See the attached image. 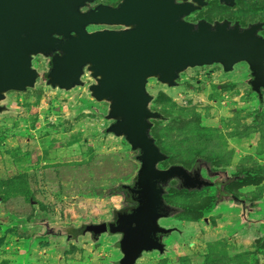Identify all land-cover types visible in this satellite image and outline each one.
Listing matches in <instances>:
<instances>
[{
    "label": "rangeland",
    "instance_id": "obj_1",
    "mask_svg": "<svg viewBox=\"0 0 264 264\" xmlns=\"http://www.w3.org/2000/svg\"><path fill=\"white\" fill-rule=\"evenodd\" d=\"M261 9L264 0H244L230 15L253 21L264 17ZM202 13L225 15L213 8ZM33 64L42 74L50 67L40 55ZM207 70L211 76L187 73L171 89L149 84L150 107L165 117L151 131L169 154L159 167L207 166L213 183L177 194L179 181L169 182L165 200L174 212L160 220L172 229L163 238L166 249L137 264H264V98L248 85L244 63L230 74L217 65ZM83 79L65 91L39 78L1 103L0 264H119L118 236L81 230L133 206L125 188L110 192L134 182L138 151L107 132L109 103L91 95L89 73ZM248 173L261 181L237 182ZM208 202L212 207L195 211ZM44 225L56 233L35 236Z\"/></svg>",
    "mask_w": 264,
    "mask_h": 264
},
{
    "label": "water",
    "instance_id": "obj_2",
    "mask_svg": "<svg viewBox=\"0 0 264 264\" xmlns=\"http://www.w3.org/2000/svg\"><path fill=\"white\" fill-rule=\"evenodd\" d=\"M86 1L0 0V113L8 92L33 88L39 78L69 91L91 75V95L109 103L107 132L124 137L138 151L140 167L134 182L125 185L136 205L118 211L111 222L86 224L81 231L118 236L119 264H137L144 254L166 249L161 236L172 229L160 220L174 212L164 198L169 182L179 179L188 190L209 183L200 171L180 164L159 167L168 154L151 132L152 120H160L162 113L149 107L153 95L148 79L172 86L188 68L221 63L231 71L245 61L251 69L249 83L261 95L264 37L258 33L259 23L244 28L228 20L188 21L206 0H194L197 5L187 0H124L118 7L100 5L84 13L80 7ZM95 24L125 28L88 31L87 26ZM38 55L50 58L43 74L33 64Z\"/></svg>",
    "mask_w": 264,
    "mask_h": 264
},
{
    "label": "flooded vegetation",
    "instance_id": "obj_3",
    "mask_svg": "<svg viewBox=\"0 0 264 264\" xmlns=\"http://www.w3.org/2000/svg\"><path fill=\"white\" fill-rule=\"evenodd\" d=\"M124 0H88V1H86L85 2V4L84 5H82L81 7H80V10L82 11V12H90V11H92V10H94L96 7H98V6H100V5H107V6H112V7H118V6H120V4L123 2ZM183 2H185L184 0H175V3L176 4H181V3H183ZM187 2H193L195 5H197V3L196 2H194V0H187ZM231 4H229V3H227V1L226 0H206V4L201 8V9H197V10H195V11H193L192 13H190L187 17H186V19L188 20V21H191V22H198V21H200V20H202V19H204V20H207V21H209V22H212V23H214L215 21H223V20H228V21H230L232 24H236V23H239L242 27H244V28H246V27H249L250 25H252V24H255V23H259V28H258V33H259V35L260 36H262V37H264V17H261V18H259V19H257V20H253V21H251V20H249V21H243L242 19H239V18H234L233 16H231L230 14H232L233 12H231L233 9H235V8H237L240 4H242L243 2H244V0H231ZM208 8H213V9H215V10H220V12L221 11H223V12H225V15H222V16H216V17H211V16H208V15H205V14H203L202 12L205 10V9H208ZM261 11L262 12H264V10L263 9H261ZM125 28V26L123 25V24H117V25H107V24H95V25H89V26H87V29H88V31H90V32H92V31H95V30H103V29H112V30H123ZM55 36H57V35H55ZM39 56V55H38ZM41 56V55H40ZM36 58V57H35ZM47 60H48V62H49V64H50V58H46ZM241 63H244V64H246V66H247V68H248V70H249V76H248V78H247V83H248V85L250 86V88H251V90L253 91V92H255V93H257L258 94V96L260 97V98H264V85H262V86H260V92H261V95L257 92V91H255L253 88H252V86L250 85V83H249V79H250V77H251V69H250V65L247 63V62H245V61H243V62H239V63H236L235 65H234V67H233V69L231 70V71H225L224 70V66H223V64H221V63H213V64H210V65H203V66H197V67H194V68H199V70L198 71H190L191 69H193V68H188V69H186V70H184V71H182L180 74H179V76H178V78L176 79V83H175V85H172V86H170V85H168V84H166V83H162L161 81H159L157 78H155V77H152V78H149L148 79V82H147V89H148V91H149V84L151 83V81L152 80H154L155 81V83H160L162 86H164L166 89H171V88H174V87H178L180 84H181V82H182V78H183V76L185 75V74H187V73H190L191 75H192V77H195V75L196 74H199L200 76H202V75H205V76H211V74H209V72H208V70H207V68H209V67H211V66H214V65H217V66H219V67H221V70H222V73H224V74H230V73H232L234 70H235V68H236V66L238 65V64H241ZM93 82H94V80H93ZM150 92V91H149ZM151 93V92H150ZM149 107H150V105H149ZM151 108V107H150ZM152 109V108H151ZM152 110H154V109H152ZM155 111H158V110H155ZM160 120H165V117H164V115H163V113H162V118L160 119ZM153 121V123L155 122V119H153L152 120ZM154 126V125H153ZM153 128V127H152ZM156 139V138H155ZM157 141V140H156ZM158 143V142H157ZM161 147V146H160ZM162 148V147H161ZM162 150H163V148H162ZM164 151V150H163ZM165 152V151H164ZM167 153V152H166ZM168 154V153H167ZM168 157H169V154H168ZM164 162V161H163ZM162 163V162H161ZM171 165H173V164H171ZM171 165H169V166H171ZM168 166V167H169ZM167 168V167H166ZM188 169V168H187ZM189 171H196V170H198V171H200V173H201V175H202V178H204V179H206L209 183H208V185L207 186H210V185H212V181L210 180V176H207V174H205L204 173V170H206V171H208V167L207 166H199V167H197V168H194V169H192V170H190V169H188ZM173 180H177V181H179V185H180V187H181V181L179 180V179H172L171 181H173ZM207 186H205V187H207ZM204 188V187H203ZM202 189V188H201ZM196 190H200V189H196ZM127 192V191H126ZM127 194H128V192H127ZM133 202V201H132ZM169 204V203H168ZM244 203L242 202V207L241 208H243V205ZM136 204L135 203H133V206H131V207H134ZM171 205V204H170ZM131 207H128V208H126V209H124V210H127V209H129V208H131ZM124 210H120V211H124ZM118 213V212H117ZM116 218V217H115ZM168 235V234H167ZM167 235H162L161 236V238H162V241H163V238L164 237H166ZM164 242V241H163Z\"/></svg>",
    "mask_w": 264,
    "mask_h": 264
},
{
    "label": "trees",
    "instance_id": "obj_4",
    "mask_svg": "<svg viewBox=\"0 0 264 264\" xmlns=\"http://www.w3.org/2000/svg\"><path fill=\"white\" fill-rule=\"evenodd\" d=\"M262 106H263V104H262ZM157 139L159 141V139H160L159 134H156V140ZM260 181H261V179L258 176H253V174H251V173H248L245 177L239 176L238 179H237V182H239L240 184L241 183H243V184H257ZM124 188H125V185L124 184H120L119 187L116 188V190L114 192H110V193H112V194L113 193H119ZM198 191L199 190H196V189L195 190H188V189L180 187V185L178 187H176V186L173 187V192L177 193V194H179V193H194V192H198ZM232 195H233L232 199H235L237 201H240V202L244 203V200H241V199L236 197L237 195H235V194H232ZM167 196H168V194L165 193L164 194V198H166ZM3 198L7 199L8 196L5 195V196H3ZM212 205H213L212 202H208L207 206L206 205L205 206H202V205L201 206H197V209L195 211H197L198 213H202L203 210L209 208L210 206L212 207ZM243 205H245V204H243ZM197 212H196V218L199 217V216H197ZM54 233H56V232H54L49 226L44 225L43 226V230L40 232V234H34V235L35 236H49V235H53ZM263 243H264V241H263ZM262 245H264V244H262Z\"/></svg>",
    "mask_w": 264,
    "mask_h": 264
}]
</instances>
